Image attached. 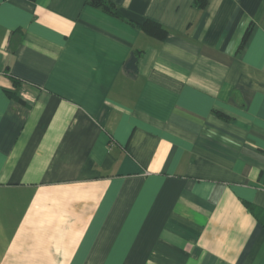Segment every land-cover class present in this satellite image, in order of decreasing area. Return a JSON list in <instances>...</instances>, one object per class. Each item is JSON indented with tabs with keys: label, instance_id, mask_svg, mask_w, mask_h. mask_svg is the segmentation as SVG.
Instances as JSON below:
<instances>
[{
	"label": "crops",
	"instance_id": "0c3cea01",
	"mask_svg": "<svg viewBox=\"0 0 264 264\" xmlns=\"http://www.w3.org/2000/svg\"><path fill=\"white\" fill-rule=\"evenodd\" d=\"M110 1L0 0V264H264V0Z\"/></svg>",
	"mask_w": 264,
	"mask_h": 264
},
{
	"label": "trees",
	"instance_id": "16d2710c",
	"mask_svg": "<svg viewBox=\"0 0 264 264\" xmlns=\"http://www.w3.org/2000/svg\"><path fill=\"white\" fill-rule=\"evenodd\" d=\"M206 0H194V5L197 8H204ZM87 4L91 7L100 9L106 14L112 15L114 17H122L118 8L110 0H87ZM144 33L152 36L158 40H164L167 37V30L160 24L152 21L146 20L142 24L137 25ZM249 29L246 30L244 37L242 39L240 47H242L248 37Z\"/></svg>",
	"mask_w": 264,
	"mask_h": 264
}]
</instances>
